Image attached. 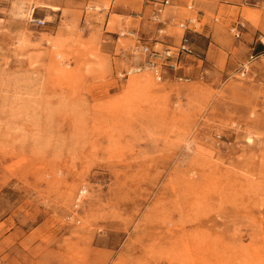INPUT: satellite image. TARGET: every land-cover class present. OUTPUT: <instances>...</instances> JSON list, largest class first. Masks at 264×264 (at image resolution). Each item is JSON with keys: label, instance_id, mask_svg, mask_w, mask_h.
<instances>
[{"label": "rangeland", "instance_id": "rangeland-1", "mask_svg": "<svg viewBox=\"0 0 264 264\" xmlns=\"http://www.w3.org/2000/svg\"><path fill=\"white\" fill-rule=\"evenodd\" d=\"M246 2L241 21L203 11L231 37L212 39L219 63L189 56L157 82L127 73L141 32L90 26L91 3L80 21L62 0H0V264H264V25L248 8L264 0ZM158 33L171 49L181 29Z\"/></svg>", "mask_w": 264, "mask_h": 264}, {"label": "crops", "instance_id": "crops-1", "mask_svg": "<svg viewBox=\"0 0 264 264\" xmlns=\"http://www.w3.org/2000/svg\"><path fill=\"white\" fill-rule=\"evenodd\" d=\"M159 1L160 0H62V9H64L67 4H70V6H77L76 9L80 6L78 20L82 21L86 17V10L83 8H86L87 5L91 3L93 7L91 9H95L96 14L94 15L95 20L90 23V26L99 27L103 24V27L106 28L109 20H111L113 21V31H111L112 33H109V35L113 34L115 37L116 34L114 35V33H116L117 30H120L119 33L121 34L124 31V33L129 32L133 35L141 32L142 35L139 38L141 40L137 39V43H148L152 49L159 50L160 48H157V45L168 46V44L166 45L164 43V38L159 36L160 34L158 31L161 30L163 32L168 26L177 27L178 24L190 14L189 11H185L182 16L179 14L181 8L186 10L185 5L189 0H170V4L166 5L160 14H156L154 9L158 6ZM245 3H247L246 0H191L194 9L199 10L202 15L204 14L203 11H209L215 15L221 13L224 20L236 16L235 20L238 19L239 21H241L239 13ZM196 6L200 8L197 9ZM248 8L259 11L262 10L259 23L264 25V7L248 6ZM202 15L201 18L204 17V15ZM136 19L140 20L137 22ZM148 22H153L155 24V32L157 31V33L152 34L151 31L147 30ZM243 24L245 28L243 30L241 29L240 36L245 40L246 44L248 41H250V43L253 42L255 35H259L260 37V27H256L249 22ZM201 30L203 31L201 36H198L197 39L195 38L194 41V55L183 56L180 66H185L187 61L190 62L188 59L189 56L196 58L199 56V53L205 54V59L209 58L216 61V63L220 62L221 56L219 52L214 47L211 48V46H214L212 39L217 38L224 43H229L231 37L215 24L207 23ZM207 37H210V39L207 40Z\"/></svg>", "mask_w": 264, "mask_h": 264}, {"label": "built area", "instance_id": "built-area-1", "mask_svg": "<svg viewBox=\"0 0 264 264\" xmlns=\"http://www.w3.org/2000/svg\"><path fill=\"white\" fill-rule=\"evenodd\" d=\"M170 4V0H160L158 6L154 9L156 14H160L166 5ZM186 9L190 14L178 24L181 29V36L177 44L169 46L171 49L155 50L149 45H141L140 51L144 55L141 62L129 68L127 73H137L143 69L151 72L153 78L159 82L164 79L165 74L168 72L175 73L180 67L181 58L185 55H194V41L195 34L200 33L199 30L202 29L200 24L202 13L199 10H195L194 6L191 4L185 5ZM34 22L38 24H43L44 21L41 19H36ZM241 24L236 23L231 27V31L235 37L240 36ZM159 32L162 33L160 30ZM261 43L264 45L262 39ZM264 52V49H263ZM253 60V56L250 55L248 61L241 65V73L244 75L248 71L249 63ZM177 79L181 80L183 76H177Z\"/></svg>", "mask_w": 264, "mask_h": 264}, {"label": "bare ground", "instance_id": "bare-ground-1", "mask_svg": "<svg viewBox=\"0 0 264 264\" xmlns=\"http://www.w3.org/2000/svg\"><path fill=\"white\" fill-rule=\"evenodd\" d=\"M262 41H263V43H264V38L262 39ZM135 78V77H134ZM134 80V79H133ZM135 81H136V79H135ZM138 82H140V83H143V84H146V85H148L149 83H150V79H148V77H145L144 79H142V80H137Z\"/></svg>", "mask_w": 264, "mask_h": 264}]
</instances>
